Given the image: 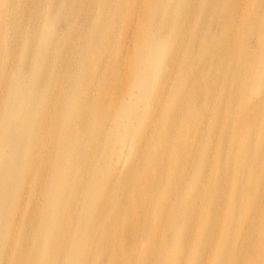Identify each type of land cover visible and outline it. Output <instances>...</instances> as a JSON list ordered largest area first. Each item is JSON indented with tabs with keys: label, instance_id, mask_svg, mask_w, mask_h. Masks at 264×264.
I'll return each mask as SVG.
<instances>
[{
	"label": "bare ground",
	"instance_id": "bare-ground-1",
	"mask_svg": "<svg viewBox=\"0 0 264 264\" xmlns=\"http://www.w3.org/2000/svg\"><path fill=\"white\" fill-rule=\"evenodd\" d=\"M0 264H264V0H0Z\"/></svg>",
	"mask_w": 264,
	"mask_h": 264
}]
</instances>
